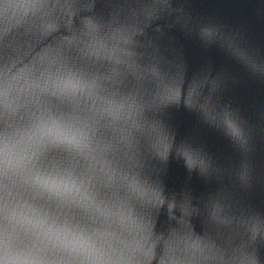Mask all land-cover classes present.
Instances as JSON below:
<instances>
[{"label": "clouds", "instance_id": "obj_1", "mask_svg": "<svg viewBox=\"0 0 264 264\" xmlns=\"http://www.w3.org/2000/svg\"><path fill=\"white\" fill-rule=\"evenodd\" d=\"M58 136L67 138L61 139ZM85 139L82 129L74 121L48 116L39 119L29 142L30 146L37 149L56 145L78 151ZM3 155L6 159L7 153ZM52 182L36 177L35 185L39 189L37 195L59 201L61 205L75 204L82 197V191L71 175L54 182L55 187ZM18 215L25 225L23 235L14 233L11 237L0 239V264H98L89 256L88 243L76 246L72 244L74 239L87 240L71 220L62 224L50 223L46 212L42 214L41 209L31 205L21 206ZM29 229L35 232L26 240ZM10 239L16 243L10 244Z\"/></svg>", "mask_w": 264, "mask_h": 264}, {"label": "snow or ice", "instance_id": "obj_2", "mask_svg": "<svg viewBox=\"0 0 264 264\" xmlns=\"http://www.w3.org/2000/svg\"><path fill=\"white\" fill-rule=\"evenodd\" d=\"M66 87H68V88H72V87H74V84H73L71 81H69V82L67 83ZM58 138L66 139L67 137H64V136H58ZM45 182H49V181H45ZM52 183H53V186L55 187V186H56L55 183H54V182H52ZM86 243H88V242H87V241H84V240H82V239H74V240L72 241V244H73L74 246H76V245H84V244H86Z\"/></svg>", "mask_w": 264, "mask_h": 264}]
</instances>
